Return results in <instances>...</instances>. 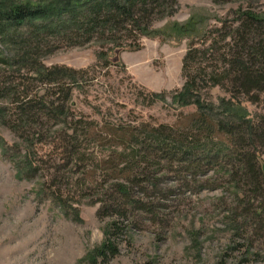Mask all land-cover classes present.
Listing matches in <instances>:
<instances>
[{"label":"rangeland","instance_id":"374dc122","mask_svg":"<svg viewBox=\"0 0 264 264\" xmlns=\"http://www.w3.org/2000/svg\"><path fill=\"white\" fill-rule=\"evenodd\" d=\"M238 12L264 15V0H176L173 14L158 15L152 35L140 38L139 49L131 41L121 47L50 42L56 48L40 54L42 66L85 71L87 77L71 90L68 124L44 123L47 133L34 147L39 167L35 177L19 176L9 148L20 141L0 123V264H91L90 256L107 230L118 255L98 264H264V176L258 177V185L251 183L240 155L228 151L233 149L225 135L212 134L211 146L203 143L208 134L197 135L201 156H188L187 162L181 155L169 161L158 155V164L150 159L133 167L150 178L146 182L141 177L145 183L136 185L133 195L151 211L129 207L126 219L104 213L110 187L131 185L125 179L136 177L130 171L134 169H127L130 176L114 171L123 167L115 156L121 152L117 143L84 144L81 149L93 155L87 159L92 164L87 161L79 170L77 163H68L57 141L61 130L82 120L91 124L96 137L108 127L143 126L166 128L191 143L197 107H180L172 97L185 86V72L194 75L197 68L203 104L218 114L224 100L246 120L262 121L264 91L253 93L255 101H250L230 80L213 86L202 77L203 72L221 74L227 68L219 58L231 49L240 25ZM190 50L198 54L186 70L184 58ZM35 86L41 96L49 92L43 84ZM148 94H164V99L149 103ZM4 105L0 102V108ZM222 114L223 119L229 116ZM262 139L250 149L258 169L264 165ZM2 144L9 153L3 154ZM108 160L104 175L98 164ZM42 185L49 189L45 195L40 194ZM116 222L123 226L118 233L111 227Z\"/></svg>","mask_w":264,"mask_h":264},{"label":"trees","instance_id":"16d2710c","mask_svg":"<svg viewBox=\"0 0 264 264\" xmlns=\"http://www.w3.org/2000/svg\"><path fill=\"white\" fill-rule=\"evenodd\" d=\"M175 6L176 0H0V102L5 103V107L0 108V123L20 141V144L9 148L13 154L12 164L19 176L31 179L37 175L39 167L33 160L34 147L36 141H43L47 133L43 130L44 123L68 124L71 90L87 77L85 71L42 66L40 54L50 53L56 48L50 42L80 46L94 41L121 47L126 41H131L129 45L139 49L140 38L152 35L151 26L158 15L173 14ZM237 16L240 25L234 30L231 49L219 58L227 68L221 74L203 72L202 77L213 86H221L222 82L230 80L237 93L255 101L253 93L264 91V15L238 12ZM184 29H189V26ZM197 54L195 50L188 52L184 58V69L187 67L188 70L189 63L196 62ZM22 71L25 75H21ZM198 72L200 74L199 68L194 75L186 71L185 86L172 97L175 105L197 107L198 114L190 130V133H195L191 143H188L187 136L185 139L174 137L166 128L143 126L140 130L133 127H108L106 133L96 137L91 135V124L80 120L61 130L57 141L62 154L68 163L73 162L74 166L78 164L81 170V165L83 167L90 161L87 159L93 158V155L81 149L84 144L94 141L97 145L100 142L117 143L115 146L121 152L115 156L123 167L120 170L114 168V171L130 176L128 168H137L138 164L150 159L153 164H158V155L166 161L181 155L184 162H187L188 156H201L197 154L202 145L197 135L208 134L203 143L211 146L212 134L217 132L229 139L233 150L228 151L240 155L239 164L244 168L245 175L253 185H258V177L261 174L264 176V165L258 169L254 150L250 149L263 140L264 119L258 123L248 121L245 116L233 112L232 105L224 100L219 106L218 115L212 106L201 102L197 91ZM36 83L49 87V92L39 95ZM147 97L149 103H155L162 101L164 94H148ZM222 111L229 115L228 118L223 119ZM2 146L6 150L3 151L4 155L10 152L5 144ZM21 148L25 149L23 155L20 153ZM109 164V160L98 164V169L105 175L110 169ZM102 165L104 167L99 168ZM130 171L136 175L132 181L125 179L131 185L117 184L110 187L111 194L105 197L108 199L104 208L106 215L110 212L126 219L130 213L127 210L129 207L151 211L149 206L133 195L134 187L144 184V179L149 182L147 179L150 178L145 173L137 174L135 169ZM41 187L40 194L45 195L49 189L45 185ZM141 193L145 194V191L141 190ZM111 227L117 233L123 229L119 222L113 223ZM111 236L110 230H107L104 242L90 256L91 264L118 255L117 245L111 241Z\"/></svg>","mask_w":264,"mask_h":264}]
</instances>
